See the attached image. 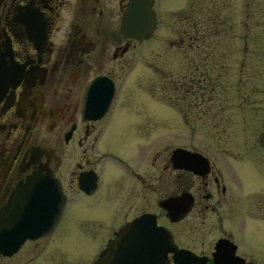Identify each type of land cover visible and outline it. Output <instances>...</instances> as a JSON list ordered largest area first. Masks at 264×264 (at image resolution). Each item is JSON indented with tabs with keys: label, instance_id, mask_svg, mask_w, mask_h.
<instances>
[{
	"label": "flooded vegetation",
	"instance_id": "flooded-vegetation-1",
	"mask_svg": "<svg viewBox=\"0 0 264 264\" xmlns=\"http://www.w3.org/2000/svg\"><path fill=\"white\" fill-rule=\"evenodd\" d=\"M236 1L196 0L179 15L182 116L199 107L202 120L209 110L202 106L216 100L219 70L235 58L238 89H262L260 104L251 98L258 118L249 124L251 101L246 94L235 100L255 156L264 153V0ZM127 2L0 0V224L7 218V248L20 233L40 232L0 252V264H45L64 218L83 209L87 232L99 237L88 264L107 261L114 242L121 255L142 245L147 256L156 225L158 243L169 247L165 264H264V241L245 225L229 171V159L241 152L184 142L162 150L153 114L121 113L122 84L145 41L121 29ZM244 69L261 81H242ZM231 122L216 123L214 137H229ZM177 147L187 151L179 165ZM54 258L47 264H74V255L66 263Z\"/></svg>",
	"mask_w": 264,
	"mask_h": 264
},
{
	"label": "rangeland",
	"instance_id": "rangeland-1",
	"mask_svg": "<svg viewBox=\"0 0 264 264\" xmlns=\"http://www.w3.org/2000/svg\"><path fill=\"white\" fill-rule=\"evenodd\" d=\"M195 1L156 0L157 28L150 39L139 43L137 60L131 72L127 74L128 78L124 79L123 89L118 96V104L121 103L119 109L121 113L126 110L133 117L137 114L144 116L153 114L156 148L163 150L166 146L173 147L184 142L201 150L216 146L240 151V154H234L235 161L229 159V164H233L229 171L233 174L231 179L234 183V192L239 195V204L242 205V210L248 212L242 216L250 221V224L245 223V225L251 228L253 240L261 242L264 241V218H260L259 209L264 205L256 204L257 201L264 199V153L259 149L258 154L251 156L253 150L250 153L249 139L248 141L244 139L247 133L245 130L241 131V112L238 111V102L235 103V100H240L246 94L245 98L251 101V104L245 105L249 109L245 113L247 115L245 124H249L250 121L258 118V105L252 103L257 99H259L257 104L261 103L262 89L260 93V89L251 84L238 89L237 78L240 74L237 71V62H234L235 58H233L229 64L230 69L219 70L220 77L215 79L212 94V99L216 100H211L209 107L207 104L202 106L205 111L209 108L202 120L196 117L201 109L199 107L197 112V107H187L190 113L192 111V114H196L193 116L189 114L187 119L182 116L180 88L182 56L177 42L181 28L179 15L185 7H189ZM237 3L238 0L236 5ZM231 51L233 53L235 51V56H238L237 46ZM171 77H175L172 82L176 83V86L170 84ZM247 77H250L252 83L261 81L259 76L251 75L249 69H244L241 75L242 81ZM215 101H223V104L221 107L216 106ZM218 108L221 109L217 111ZM229 116L234 121L230 123L233 127L227 128L231 131L230 136L214 137L213 130L218 126L216 123L226 124ZM238 132L242 138L238 136ZM252 146H254L253 142ZM249 163L250 165L253 163L254 166L251 167ZM260 203L263 202L258 204ZM85 210L83 209L77 217L70 215L64 218L62 225L69 227L63 229L61 225L52 248L47 251V258L54 253V260L59 259L57 262L65 260L66 263L67 258L74 255L72 259L74 264H88L94 255L93 249L99 237L98 234L87 232L89 224L86 222L89 218ZM260 246L264 247L261 244ZM47 258L45 264L51 262Z\"/></svg>",
	"mask_w": 264,
	"mask_h": 264
},
{
	"label": "water",
	"instance_id": "water-1",
	"mask_svg": "<svg viewBox=\"0 0 264 264\" xmlns=\"http://www.w3.org/2000/svg\"><path fill=\"white\" fill-rule=\"evenodd\" d=\"M155 0H128L127 5L123 11L121 19V29L126 36L136 39H147L151 36L153 30L156 27V12L153 8ZM187 152L181 147H177L173 150V161L179 165L181 156ZM189 153V151H188ZM193 153V152H190ZM175 199H168V203L173 202ZM190 204V201L188 202ZM189 206V205H188ZM188 208V207H187ZM185 210V209H184ZM169 214L173 215V211L169 206ZM0 238L3 244L0 245V252L4 254H10L17 249L19 244L26 237H34L40 234V232H24L20 233V238L15 241V245L7 248V218L0 224ZM159 226L152 228V232L156 236V245L149 249V254L144 256L142 254L145 251L142 245H134L129 253L123 255L120 254L118 249H114L111 245L110 254L105 259L101 260V264H165V255L169 247L158 243ZM116 247V245L114 246ZM124 250V249H123ZM126 251V250H125ZM122 252V251H121ZM129 261H135V263H127ZM138 261V262H137Z\"/></svg>",
	"mask_w": 264,
	"mask_h": 264
}]
</instances>
